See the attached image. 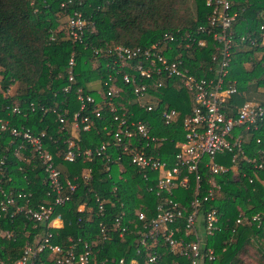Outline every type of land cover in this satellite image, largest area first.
<instances>
[{
	"label": "trees",
	"instance_id": "1",
	"mask_svg": "<svg viewBox=\"0 0 264 264\" xmlns=\"http://www.w3.org/2000/svg\"><path fill=\"white\" fill-rule=\"evenodd\" d=\"M233 10L237 16L231 25L233 45L228 79L235 91L226 96L222 111L226 116L235 117L237 109L264 88V47L250 41L259 36V26L264 21V0H233ZM74 11L80 12L85 20L81 42H73L69 37L68 16ZM210 14L206 0H0V117L8 118L17 126L29 127L36 135L44 132L43 145L52 154L63 178L76 184L70 199L54 206V214L61 216L59 228L34 221L22 211H15L14 206L2 209L4 198L0 192V232L10 233L9 236L0 234V259L14 262L22 255L27 241L32 243L51 232V241L64 248L71 243L70 238L74 241L80 238L77 248L81 249L83 242H88L91 264H116L120 258L126 264L131 259L135 264H151L147 258L153 249L140 245L136 229L143 221L137 216L144 213L149 221L155 216L156 206L169 198L185 205L189 212V202L195 192L194 178L188 175V185L178 184L172 193L150 190L157 173L151 172L146 179L144 172L131 163L130 153L120 152V146L114 144L113 132L124 127L115 116L125 119L127 125L133 121L146 126L159 140L149 141L145 151L173 163L175 146L184 137V120L196 102L178 78L163 75L160 78L164 85L150 87L144 97L138 98L134 84L122 77L125 67L112 64L114 49L117 46L144 48L158 43L168 58L181 60L197 75L212 66L209 75L213 76L215 63L211 56L216 42L211 35L198 30L199 26L208 25ZM60 16L65 18L63 27ZM171 33L174 40H165V35ZM201 39H206L207 44L198 46L197 41ZM71 56L75 79L72 83L68 81ZM69 83L71 89L65 91ZM12 84H17L15 92L5 94ZM110 85L116 87L117 95H107ZM78 89L84 96L93 98L92 102L86 101L83 110L77 99ZM31 102L35 106L33 110L29 106ZM110 102H114L115 110H111ZM14 105L21 112L7 115L8 108ZM148 105L152 106L150 110ZM95 108L100 109L99 116L95 115ZM172 109L177 115L166 122L162 112ZM77 112L80 118L88 117L89 130L74 127ZM56 113L64 118L63 124ZM239 134L245 156L256 157L262 167L247 163L236 151H224L213 157L216 163L228 168L225 172L214 174L201 166L199 215L216 208L221 221V230L209 240L218 260L204 264H245L240 257L246 246L253 241H264V217L259 221L246 220L264 212L261 181L264 179V117L249 128L236 127L234 136ZM70 140L78 152L74 161L63 159ZM136 141L134 144H146L144 139ZM102 143L107 146L103 155L86 157V149ZM10 148L11 136L0 131V161L6 165L0 163L5 173L0 188L31 192V205L52 203L40 159L28 153L29 146L22 157L14 156ZM28 154L30 157L26 160L24 156ZM209 160L208 156L204 158ZM88 169L91 177L85 180L82 172ZM244 171L246 177L242 176ZM210 181L216 182L219 188L213 189V199L203 201ZM97 196L103 201L101 212ZM81 204L84 207L79 210ZM122 212L128 228L120 237L111 221ZM237 218L241 220L239 223ZM100 222L105 224L106 233L101 232ZM156 249L161 253L160 264H185L182 256L166 246ZM54 256L46 249L37 255L34 264H57Z\"/></svg>",
	"mask_w": 264,
	"mask_h": 264
},
{
	"label": "built area",
	"instance_id": "2",
	"mask_svg": "<svg viewBox=\"0 0 264 264\" xmlns=\"http://www.w3.org/2000/svg\"><path fill=\"white\" fill-rule=\"evenodd\" d=\"M206 5L211 8V14L207 17V26H199V31H205L215 40V53L211 56V61L215 63L213 76L212 66L204 71L202 75L192 72L187 66H184L181 60L168 58L164 53V47L158 43H154L149 47H125L117 46L114 49L115 58L112 64H118L125 67L123 79L126 82L134 84V92L138 98L146 95L148 88L160 87L164 85L160 76L167 78H178L190 94L193 96L196 104L191 114L184 120L183 140L176 144L175 160L173 163L160 160L154 155L145 151L149 141H157L158 137L152 136L150 130L140 122L130 121L127 125L125 119H120L119 124L124 127L118 128L113 132L115 145L120 146V152H129L131 163L142 170L146 179L150 178L151 172H156L154 184L149 187L150 190L155 189L157 193H172V188L176 185L182 187L188 185V175L194 178V197L189 202L190 211L180 202L167 199L160 202L156 206L155 216L149 221L146 220L144 213H139L137 219L143 221L136 229L139 235L141 246L150 247L152 254L147 258V262L151 264H160L161 253L156 249L157 246H166L169 251L179 254L186 261L185 264H204L205 262H214L218 260L214 246L209 240L221 230L220 215L216 208L205 211L203 215H199L201 201L199 193L201 188V166H205L210 172L217 174L225 172L228 168L216 163L213 157L217 153L224 151H236L243 155L242 158L247 163L254 165L256 168L262 167L256 157H246L242 148V136H234L236 127L245 126L249 128L256 124L264 117V101H247L243 103L236 112V116H226L222 111V103L226 96L235 91L228 79L229 63L231 58V49L233 45V36L231 31L232 22L237 16V12L233 10V0H206ZM85 20L82 14L74 11L68 16L69 37L73 42H81L84 35ZM259 36L250 39L252 44H259L264 47V21L259 26ZM189 34H187L188 36ZM165 40H174L173 34L165 35ZM207 44L206 39L197 41L198 46ZM187 46L189 44L187 43ZM170 50V48H168ZM137 60V61H136ZM69 76L68 81L74 82L72 66L74 58L71 56L69 60ZM205 70V69H204ZM226 82V83H225ZM65 87V91L71 89V84ZM108 85V82H104ZM81 89L77 90V99L80 102V110L85 107L86 101L92 102L91 96L81 94ZM118 94V90L114 85L108 86L107 95L113 96ZM111 110H115L114 102H110ZM31 110L35 108L31 102L29 104ZM147 110L151 109V105L146 106ZM45 111L50 108H44ZM55 111V110H53ZM100 109L95 108L94 113L99 116ZM21 108L14 105L8 108L7 115L19 114ZM59 122L64 123V118L60 115ZM177 115L174 109L164 110L162 117L169 122ZM79 112L74 115V127L87 131L91 127V123L87 116L80 119ZM64 127V126H61ZM0 131L7 132L11 136V153L14 156L22 157L27 151L29 154H36L44 167L45 182L49 186L48 194L52 196V203H39L31 205V192L16 191L0 188L4 201L1 202V208L5 209L7 205L14 206L15 211H22L30 219L37 222H46L47 227L59 228L61 216L54 214V206L64 204L70 199L71 192L75 189L76 184L68 178H63L60 168L54 162L52 154L44 147V132L39 135L34 134L29 127L15 125L8 118L0 117ZM144 139L145 145L134 144L135 140ZM136 141V143H137ZM133 144V146H132ZM73 140L68 142L67 149L63 153V159L66 161H74L78 152L74 149ZM107 150L106 144L88 148L84 154L91 158L92 155L101 156ZM24 156L29 160L30 155ZM210 157L209 161L204 158ZM241 158V159H242ZM1 166H6L4 161H0ZM90 169L82 172V177L87 180L90 176ZM242 176L246 177L247 173L242 172ZM5 177L4 170L0 167V185ZM252 181V178H249ZM211 182V181H210ZM219 188L216 182H211V186L203 195V201L214 198L213 189ZM98 210L103 211V201L97 196ZM84 205L79 206L82 210ZM125 212L113 217L111 224L113 229L121 237L127 231V225L124 224ZM264 217V212L253 214L247 221H259ZM241 220L237 218L239 223ZM203 226V228H201ZM102 233H106V226L103 222L99 223ZM10 235L9 232L1 231L0 234ZM52 233L42 239L35 240L32 243L28 241L24 245L22 255L12 263H7L0 259V264H34L37 255L48 249L56 258L57 264H91V245L84 241L81 248L78 247L77 241L69 239L71 242L68 247H63L51 241ZM224 250V248H223ZM139 252V250H137ZM135 260L131 259L130 264H135ZM116 264H126L123 258H120ZM178 264H182L178 262Z\"/></svg>",
	"mask_w": 264,
	"mask_h": 264
},
{
	"label": "rangeland",
	"instance_id": "3",
	"mask_svg": "<svg viewBox=\"0 0 264 264\" xmlns=\"http://www.w3.org/2000/svg\"><path fill=\"white\" fill-rule=\"evenodd\" d=\"M65 18L60 16L59 22L60 25L63 27L65 26ZM1 79V76H0ZM17 88V84H12L9 86L7 91H5V94L11 95L15 92ZM203 228V226H201ZM264 241H253L251 244L246 246V251L241 255V259L245 264H264V257L262 256V247H263Z\"/></svg>",
	"mask_w": 264,
	"mask_h": 264
},
{
	"label": "crops",
	"instance_id": "4",
	"mask_svg": "<svg viewBox=\"0 0 264 264\" xmlns=\"http://www.w3.org/2000/svg\"><path fill=\"white\" fill-rule=\"evenodd\" d=\"M250 101H264V88L262 90H259V92H256L252 94L251 100ZM263 154H264V149H263ZM262 183L264 184V179L261 178ZM60 226L62 225V221H60Z\"/></svg>",
	"mask_w": 264,
	"mask_h": 264
}]
</instances>
